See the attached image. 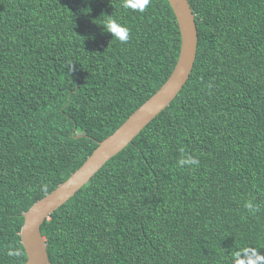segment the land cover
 I'll return each mask as SVG.
<instances>
[{"label":"trees","instance_id":"obj_1","mask_svg":"<svg viewBox=\"0 0 264 264\" xmlns=\"http://www.w3.org/2000/svg\"><path fill=\"white\" fill-rule=\"evenodd\" d=\"M188 3V81L44 221L52 264H232L244 249L264 264V0ZM124 4L0 0V264L26 262L24 213L173 71L181 39L167 0ZM104 15L129 28L126 43L102 30ZM187 155L198 165L180 167Z\"/></svg>","mask_w":264,"mask_h":264},{"label":"water","instance_id":"obj_2","mask_svg":"<svg viewBox=\"0 0 264 264\" xmlns=\"http://www.w3.org/2000/svg\"><path fill=\"white\" fill-rule=\"evenodd\" d=\"M179 29L181 44L176 64L164 84L111 135L98 143L92 154L68 179L37 200L23 215L20 240L24 264H52L41 226L50 215L73 197L111 158L132 140L177 97L188 81L197 53V28L188 0H167Z\"/></svg>","mask_w":264,"mask_h":264},{"label":"clouds","instance_id":"obj_3","mask_svg":"<svg viewBox=\"0 0 264 264\" xmlns=\"http://www.w3.org/2000/svg\"><path fill=\"white\" fill-rule=\"evenodd\" d=\"M150 4V0H125V7L129 5L132 9L143 12L145 8H147ZM102 30L108 33H111L112 39L115 38L121 43H126L129 40V28L122 23H120L116 18L112 15H104L100 25ZM73 63H69L66 67L68 71H71V66ZM210 87V86H209ZM199 161L194 157L187 155L182 156L178 160V165L183 167L187 166H197ZM243 207L247 209L250 213H255L259 210V205L254 204L252 200L245 201ZM11 254V253H10ZM261 259V257L255 253H252L249 249H244L243 252H236L235 255L231 258L232 264H255V260Z\"/></svg>","mask_w":264,"mask_h":264},{"label":"bare ground","instance_id":"obj_4","mask_svg":"<svg viewBox=\"0 0 264 264\" xmlns=\"http://www.w3.org/2000/svg\"><path fill=\"white\" fill-rule=\"evenodd\" d=\"M171 104V103H170ZM137 137V136H136Z\"/></svg>","mask_w":264,"mask_h":264}]
</instances>
